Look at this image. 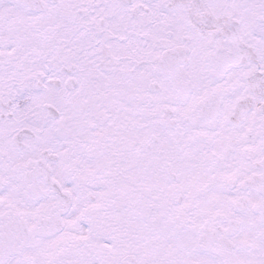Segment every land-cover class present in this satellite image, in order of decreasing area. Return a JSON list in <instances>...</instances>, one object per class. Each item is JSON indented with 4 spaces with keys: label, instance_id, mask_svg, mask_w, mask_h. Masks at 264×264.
Masks as SVG:
<instances>
[{
    "label": "snow or ice",
    "instance_id": "1",
    "mask_svg": "<svg viewBox=\"0 0 264 264\" xmlns=\"http://www.w3.org/2000/svg\"><path fill=\"white\" fill-rule=\"evenodd\" d=\"M0 264H264V0H0Z\"/></svg>",
    "mask_w": 264,
    "mask_h": 264
}]
</instances>
